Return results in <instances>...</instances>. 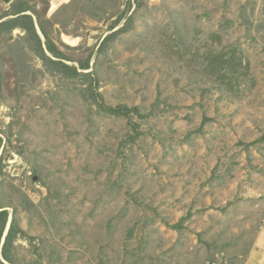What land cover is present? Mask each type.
<instances>
[{"label":"rangeland","instance_id":"1","mask_svg":"<svg viewBox=\"0 0 264 264\" xmlns=\"http://www.w3.org/2000/svg\"><path fill=\"white\" fill-rule=\"evenodd\" d=\"M13 1L0 0V16ZM28 1L44 12L45 0ZM69 1L50 0L47 16ZM114 5L113 18L61 33L74 47L60 46L68 64L94 52L83 70L93 71L92 92L48 72L18 84L19 66L0 41V204L10 216L16 209L25 233L14 264H238L232 231L264 213V199L250 197L262 187L253 169H264V0H147L132 27L99 50L125 22L110 29L127 0ZM211 35L255 78L241 96L203 74ZM124 106L140 111L107 110Z\"/></svg>","mask_w":264,"mask_h":264},{"label":"trees","instance_id":"2","mask_svg":"<svg viewBox=\"0 0 264 264\" xmlns=\"http://www.w3.org/2000/svg\"><path fill=\"white\" fill-rule=\"evenodd\" d=\"M49 2L50 0H45L44 12L40 13L34 5L29 4L28 0H14L9 9L5 10L0 16V20L3 19L0 21V41L6 43L8 50L13 55V60L19 66L21 76L18 78V84L21 85L28 81L32 71L38 73L48 72L54 75L59 74L64 78H79L84 84H87L85 87L86 93L92 92L93 82L95 81L93 71L85 72L83 70L90 69L94 52H91L85 60H80L79 65L68 64L67 61L71 60V57L60 46L69 49H74V47L64 43L61 39V33L80 35L81 33H78V30L84 26L83 21L85 18L96 21L104 20L105 16L109 14L110 5L116 4L119 0H104L103 3L100 0H70L68 3L61 5L51 17L46 14ZM102 4H107V6ZM146 5L147 0H127L126 7L118 13L116 19L110 25V29H114L121 21L125 20L123 26L106 35L100 43L99 50H102L110 40L128 31L133 25L135 14ZM112 15L109 14L110 19L113 18ZM79 21L81 22L79 23ZM260 26L264 27V24ZM16 29L21 30L24 34L20 35L19 39L14 40L13 32ZM217 37L219 36L211 35L213 40L210 48L203 54V74L211 78L218 88L230 90L236 96H241V84L246 82L245 80H250L249 83L246 82L248 84L254 83L255 78L248 75L247 65L242 66L243 59L237 55L236 49L217 51L214 48L213 43L217 41ZM27 57L38 59L42 63V67H34ZM0 74L2 75V70H0ZM86 93L84 96H86ZM3 100L2 81L0 79V105ZM104 109L106 110V107ZM107 110L116 115L126 114L128 116L132 111H140L137 107L130 108L126 106L107 108ZM2 142L3 138L0 135V143ZM1 163L2 161L0 162V168H2ZM25 199L29 204H34L27 196H25ZM16 212V209H14L11 214L10 227L2 244L3 258L10 264H14L12 258L14 241L17 235L22 232L16 222ZM9 217L10 210L0 204V241L6 230ZM179 226L176 225L173 228L179 229ZM22 235H25V233L22 232ZM0 264L7 263L1 260Z\"/></svg>","mask_w":264,"mask_h":264},{"label":"crops","instance_id":"3","mask_svg":"<svg viewBox=\"0 0 264 264\" xmlns=\"http://www.w3.org/2000/svg\"><path fill=\"white\" fill-rule=\"evenodd\" d=\"M57 3H54V5H56ZM52 7V6H51ZM261 141H264V134L260 137ZM245 168H247V172H252L251 171V165H246L244 164ZM248 166V167H247ZM255 173L253 178H256L258 181H261V188L260 190L257 192L256 190H252L255 191V193H253L252 195H250V197L255 198L256 200H263L264 198H262V192H263V197H264V177L261 178L260 173H262L264 171V169H253ZM252 177V174H250ZM256 185L255 184H252ZM251 189H255L253 187H249L248 190ZM212 210V209H211ZM250 217L249 218H259V223L258 222H254V223H248L246 225L245 228L238 230L235 228V230L232 231L231 235L233 237H240L239 239H241V241L237 242L239 245H241L240 248L237 249V251L242 252V256L244 257L243 261H240L238 264H264V213H262L260 215V217L258 216L257 212L256 213H249ZM213 215V214H212ZM222 215V212H221ZM242 215V213L237 214L238 218H240ZM221 230V228H219ZM210 245V244H208ZM225 244L221 245L219 247V245L216 247L219 248L220 252L224 254V251L226 249H224ZM213 262V261H211Z\"/></svg>","mask_w":264,"mask_h":264},{"label":"water","instance_id":"4","mask_svg":"<svg viewBox=\"0 0 264 264\" xmlns=\"http://www.w3.org/2000/svg\"><path fill=\"white\" fill-rule=\"evenodd\" d=\"M39 32H40V30H39ZM40 33H41V32H40ZM41 36H42V38L44 39V36H43L42 34H41ZM85 72H86V71H85ZM11 220H12V216L9 217V221H8V224H7L6 230H5V232H4L3 238H2V244H3L4 240H5V236H6L7 233H8V229H9V227H10ZM3 261L6 262L7 264H9L4 258H3Z\"/></svg>","mask_w":264,"mask_h":264}]
</instances>
